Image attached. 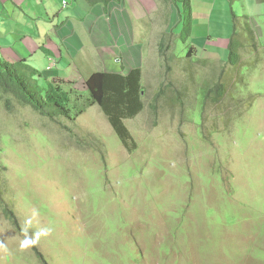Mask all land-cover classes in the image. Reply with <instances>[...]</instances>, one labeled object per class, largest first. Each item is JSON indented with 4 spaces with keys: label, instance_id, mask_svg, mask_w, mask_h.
<instances>
[{
    "label": "rangeland",
    "instance_id": "rangeland-1",
    "mask_svg": "<svg viewBox=\"0 0 264 264\" xmlns=\"http://www.w3.org/2000/svg\"><path fill=\"white\" fill-rule=\"evenodd\" d=\"M216 2L192 0L167 62L144 48L128 147L97 106L53 122L0 101V199L25 234L0 210V264H40L26 239L48 264H264V38L233 37L230 1ZM217 82L222 99L206 102ZM79 86L63 88L77 106Z\"/></svg>",
    "mask_w": 264,
    "mask_h": 264
},
{
    "label": "crops",
    "instance_id": "crops-1",
    "mask_svg": "<svg viewBox=\"0 0 264 264\" xmlns=\"http://www.w3.org/2000/svg\"><path fill=\"white\" fill-rule=\"evenodd\" d=\"M229 1L233 36L264 38V0ZM158 12L164 17L155 25ZM179 27L178 0H120L106 8L85 0H0V56L23 61L46 84L83 88L91 73H142L146 45L159 52L166 38H179Z\"/></svg>",
    "mask_w": 264,
    "mask_h": 264
},
{
    "label": "trees",
    "instance_id": "trees-1",
    "mask_svg": "<svg viewBox=\"0 0 264 264\" xmlns=\"http://www.w3.org/2000/svg\"><path fill=\"white\" fill-rule=\"evenodd\" d=\"M88 4H102L106 8L111 1L120 0H85ZM183 11L180 15L181 30L179 39L186 43L192 31V12L190 0H182ZM234 37V36H233ZM169 43V42H168ZM239 42L236 38H230L228 50V63L235 66L238 61L237 49ZM169 44L163 42L159 47V56L162 61L166 60ZM190 49L188 55L193 53ZM167 62V61H165ZM42 75L29 67H25L23 61L9 63L0 56V101H3L5 109L12 107L15 101L22 106L30 107L43 118L55 122L56 118L64 117L75 121L82 113L92 106H97L104 114L108 124L119 141L125 146L129 145V133L124 125L139 114L143 109V89L141 86L142 73L140 69H133L126 75H117L104 72L93 73L83 84L87 93L86 99L77 106V99L72 103L71 94L65 91L60 83H47L46 87L40 88L32 78ZM31 79L34 84L30 83ZM68 84H71L70 82ZM222 84L216 83L214 88L207 91L205 101H219L222 99ZM211 96V97H210ZM206 102L202 105L206 104ZM0 210L10 222L20 237L25 238L24 231L11 209L1 203ZM34 255L40 264H48L37 248L30 244Z\"/></svg>",
    "mask_w": 264,
    "mask_h": 264
},
{
    "label": "clouds",
    "instance_id": "clouds-1",
    "mask_svg": "<svg viewBox=\"0 0 264 264\" xmlns=\"http://www.w3.org/2000/svg\"><path fill=\"white\" fill-rule=\"evenodd\" d=\"M42 235H47V230L41 231L39 234H37L36 239H39V236H42ZM34 242H35L34 240L26 239L25 241L22 242L21 247L22 248L27 247L28 245H30Z\"/></svg>",
    "mask_w": 264,
    "mask_h": 264
},
{
    "label": "built area",
    "instance_id": "built-area-1",
    "mask_svg": "<svg viewBox=\"0 0 264 264\" xmlns=\"http://www.w3.org/2000/svg\"><path fill=\"white\" fill-rule=\"evenodd\" d=\"M49 70V69H48Z\"/></svg>",
    "mask_w": 264,
    "mask_h": 264
}]
</instances>
